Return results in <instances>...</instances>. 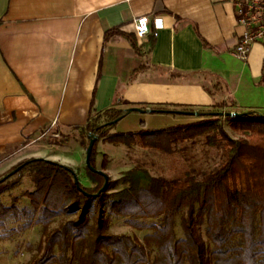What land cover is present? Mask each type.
Wrapping results in <instances>:
<instances>
[{"label": "crops", "instance_id": "crops-1", "mask_svg": "<svg viewBox=\"0 0 264 264\" xmlns=\"http://www.w3.org/2000/svg\"><path fill=\"white\" fill-rule=\"evenodd\" d=\"M243 31L234 0H0V162L120 99L264 113V47L237 58Z\"/></svg>", "mask_w": 264, "mask_h": 264}, {"label": "trees", "instance_id": "trees-1", "mask_svg": "<svg viewBox=\"0 0 264 264\" xmlns=\"http://www.w3.org/2000/svg\"><path fill=\"white\" fill-rule=\"evenodd\" d=\"M151 39L154 46L155 37ZM117 104L136 106L123 99ZM227 106L221 100L200 111L218 112ZM125 111L116 104L101 111L93 109L87 123L74 128L86 149L97 135L92 166L96 167L100 137L127 146L140 142L143 148L168 153L175 143L205 137L207 145L224 148L223 162L202 176L187 172L172 179L136 166L124 173L128 186L108 192L114 184L109 178L100 192L105 175L87 165L86 175L94 186L77 184L73 168L59 162L35 157L21 161L0 178V194L19 183L25 173L35 174L36 187L25 194L33 206L42 209L39 222L44 229L38 253L27 264H264V113L226 116L238 135L232 137L216 123L219 116L212 114L172 128H150L141 121L136 132L112 131ZM106 204L138 228L144 227L138 219H158L152 225L155 232L147 236L156 246L155 257L151 258L140 240L109 231ZM9 211L0 206V218ZM181 211H185L181 219L184 236L178 238L175 220ZM61 212L72 216L50 228L52 218ZM202 221L206 223L205 235Z\"/></svg>", "mask_w": 264, "mask_h": 264}, {"label": "rangeland", "instance_id": "rangeland-1", "mask_svg": "<svg viewBox=\"0 0 264 264\" xmlns=\"http://www.w3.org/2000/svg\"><path fill=\"white\" fill-rule=\"evenodd\" d=\"M145 105L146 103H137L136 106H127L125 109L127 111L132 107L143 108ZM149 105V109L159 108L162 110L200 111L211 108L204 107L205 105L187 104L179 107L171 104ZM232 107L233 105H229V108L223 111H229ZM234 109V112H242L238 106ZM128 114L119 120L112 131L136 132L141 128V121H145L146 127L150 128H172L177 125L200 121L203 118L201 115L168 112L133 111ZM216 123L221 124L232 137L238 136L231 130L226 116L217 117ZM80 143L81 137L78 130L61 137L49 135L44 141L31 148L28 156L24 155V157H15L10 161H1L0 178L21 161L35 157L46 158L72 167L81 183L86 186H94L95 184L87 177L85 171L87 149ZM79 144L81 145L80 155L77 154ZM97 152L96 168L103 170L114 181L108 192L128 186V182L123 178L124 173L136 166L147 168L154 176L172 179L182 177L187 172L202 176V174L216 169L224 160V148L207 145L205 137L175 143L173 151L170 153L143 148L140 142L132 146L112 144L100 137ZM39 154L44 157H36ZM0 160H2L1 157ZM34 177V173L27 172L19 183L0 194V206L10 210L5 218H0V264H27L38 253V246L44 229L43 223L39 222L42 219L43 211L33 206L31 199L25 194L35 189ZM199 207L197 204V211ZM184 213L185 211H181L176 215L175 232L178 238L184 236L181 224ZM71 216L61 212L52 218L50 228L57 227ZM104 217L110 232L129 235L140 240L147 247L151 258L156 256V246L152 240L147 239V236L155 232L152 225L157 224L158 219H138L144 224L143 228H138L131 224L128 217L113 213L108 204L104 208ZM205 229L206 223L202 221L201 230L204 235Z\"/></svg>", "mask_w": 264, "mask_h": 264}, {"label": "built area", "instance_id": "built-area-1", "mask_svg": "<svg viewBox=\"0 0 264 264\" xmlns=\"http://www.w3.org/2000/svg\"><path fill=\"white\" fill-rule=\"evenodd\" d=\"M238 23L244 28L237 45L233 51L234 55L246 60L255 43L264 47V0H234ZM157 26L162 25L159 17L154 19ZM135 32L139 39H144L150 33V19L142 15L135 18ZM58 137V133H54Z\"/></svg>", "mask_w": 264, "mask_h": 264}, {"label": "water", "instance_id": "water-1", "mask_svg": "<svg viewBox=\"0 0 264 264\" xmlns=\"http://www.w3.org/2000/svg\"><path fill=\"white\" fill-rule=\"evenodd\" d=\"M133 111L154 112L156 110L155 109L140 108V107H132V108H129L127 111H125V113L121 117H119L118 120H121L126 114H128L130 112H133ZM161 111L162 112H166V113L168 112V113L191 114V115H205V114L209 115V114H212V115H216V116H242V115H249L252 112H255V111H243V112H234V111L200 112V111L176 110V109L175 110H161ZM96 137H97V135H93V137L90 139V143H89V145L87 147V150H86V165L88 167H90V169L92 171H95V172H98V173H102V174L105 175L106 182H105L104 187L100 191V192H102L106 188V185H107V182L109 180V177L104 171H102L101 169H98V168H96V167L91 165L90 157H91V153H92V149H93ZM75 181H76L77 184H79V179H78L76 174H75ZM100 192L97 193L96 195L100 194Z\"/></svg>", "mask_w": 264, "mask_h": 264}]
</instances>
